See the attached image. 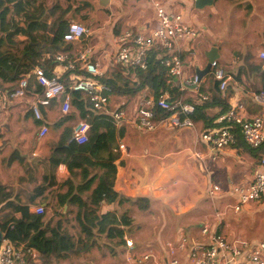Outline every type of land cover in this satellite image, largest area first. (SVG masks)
Listing matches in <instances>:
<instances>
[{
    "label": "crops",
    "instance_id": "0c3cea01",
    "mask_svg": "<svg viewBox=\"0 0 264 264\" xmlns=\"http://www.w3.org/2000/svg\"><path fill=\"white\" fill-rule=\"evenodd\" d=\"M85 1L91 6V10L86 9L87 11H84V14L88 16L84 20L87 23L92 19L91 14L95 8V0ZM184 1H187L189 5L185 6ZM184 1L177 7V11L183 13L184 20L187 23L199 31L202 30L208 33V26L203 22L204 18L200 19L199 17L206 14L210 17L211 9H208L210 6L199 9L201 11H193L195 0ZM98 5L108 6L107 8H111L112 12L115 10L116 17L113 14L107 31L98 26L99 28L94 31L93 37L89 40L84 39L87 43L81 45L92 48L93 57L91 59L100 64L104 76L109 78L117 68L111 57L115 50L113 38L128 30L133 32L148 31L156 26V20L149 0H98ZM164 5L166 9H170L167 3H164ZM213 5H215V9L212 10L213 16L217 18L216 14H218V23L227 29V49L222 50L217 46H211L204 35L198 39L196 38L189 44L190 46L185 47L182 51L184 61L183 78L192 81L195 77V71H201L206 67L205 53L215 47L218 54L216 61L227 74V84L222 96L226 97L228 108L239 105L246 117H264V104L255 100L256 94L264 92V60L259 59V53L264 51V0H214ZM149 14H151L150 17ZM80 16L82 17L81 14ZM81 45L74 44L75 48L71 51ZM189 50H194L195 57L189 56ZM202 50L203 52H200ZM180 81L179 79L176 80L178 83ZM200 85L205 93H198V90L193 86H187L181 90L180 100L190 104L187 100L195 102L199 94L209 96L208 76L201 79ZM136 97L138 100L140 96ZM133 100L134 97L132 96H124L113 92L109 98L107 108L111 110L123 103L129 108L128 114H132L136 108V103ZM5 106L4 102L0 103V219L13 217L19 220L22 216V208L19 207H25L24 205H27L26 207L42 206L45 209L44 215L46 216L47 211L51 207L52 209L55 207L57 195H62L67 190V187H59V184L69 178V171L67 170L63 179H58L56 177L57 166L53 169L48 164L49 156L56 151V148L63 147V149H67L66 144L62 146L59 144L62 132L67 128V123H62V120L57 119L54 106L49 105L50 107L42 109V122L33 119L27 104H24V102L13 104V106L4 110ZM217 111L218 108H212L207 110L206 113L208 116H212ZM42 124L48 128V131L51 126L54 127L55 138L48 145L44 143L47 135L43 139H38ZM191 124V127L183 129H175L170 125L164 128L158 127L152 132H140L127 119L118 124L116 127L122 130V137L117 138L116 146L113 148V153L117 154V159L113 162L116 166L113 190L117 192L118 199L113 204H101L99 210H96L101 211V213L114 212L118 216L125 213L133 220L134 217L130 212L127 201L133 202L136 198L142 197L148 199L150 204L152 199L145 195L148 193L153 198V193L159 194V191H163L166 186H170L163 181L169 175L170 177L173 175V179L179 177L178 180H174L175 184L182 183L185 187H195L197 191L202 182V185L206 187V193L210 184L219 185L222 193L212 199L213 203L220 197L230 198L228 193L232 186L251 181L263 152L260 150L250 151L244 144L237 143L232 148L222 150L215 162L203 164L196 160L193 154L198 152L206 155V146L200 139V135L206 129H204L201 121H191ZM119 145H123V148L120 149ZM64 152L66 151L64 150ZM182 167L187 173L186 178L179 171ZM101 172L100 168L90 169L89 177L94 174L99 175ZM45 174H52L55 184L47 188L43 197H38L35 202L29 203L28 199L31 191H33L32 189L41 184L42 177ZM72 182L76 187L79 184V179ZM95 187L96 181L81 194V198L85 202L88 201V196ZM137 192H145V194H138L135 197ZM5 194L10 197L7 201L3 199ZM119 198L124 201L120 199V202ZM208 201L211 202L209 199ZM7 202L12 203V206L3 209L2 207ZM190 203H192V208L182 209L183 215L194 214V217H191L189 221L183 222L185 230L190 226L193 227L198 221L201 211L199 197H192ZM257 205L259 204L257 203ZM248 207L246 210L243 208L245 214L248 212ZM215 210H213L214 215L210 216L211 213H209L206 217L207 220L212 219L214 224L215 222L217 224V214H222L223 209ZM67 211H69L68 214H66ZM216 212L218 213L216 214ZM76 213V206L72 204L63 208L65 217L72 216L74 218ZM56 216L60 218L59 215ZM71 224L73 223H70L69 228H71ZM182 229H178L176 232L184 234V229ZM224 229H226V226H224ZM126 232L127 230L125 234ZM197 232L195 230V235ZM124 238H126V235H124ZM36 264H39V262L37 261ZM112 264H120V262L116 260ZM121 264L124 263L121 262Z\"/></svg>",
    "mask_w": 264,
    "mask_h": 264
},
{
    "label": "built area",
    "instance_id": "2783aa9c",
    "mask_svg": "<svg viewBox=\"0 0 264 264\" xmlns=\"http://www.w3.org/2000/svg\"><path fill=\"white\" fill-rule=\"evenodd\" d=\"M156 20V26L148 31H124L113 38L115 50L112 62L114 65L129 67L131 69L145 70L150 54L156 56V60L164 68L167 84L173 79L181 80L178 83L179 90L187 86L198 89L200 82L196 76L192 81L183 78L182 51L193 42L199 34V30L184 20L183 13L176 9H166L158 0H149ZM87 27L78 22L67 24L63 41L79 45L88 37ZM189 56L195 57L194 50L188 51ZM93 50L89 46H80L73 51L59 52L53 55L56 64L54 74L46 77L42 71L36 70L34 81L41 91L37 95L28 92L29 81L23 77L17 82V87L9 93L0 91V103H5L4 110L16 103L27 104V108L33 119L42 122V109L47 108L52 101H58L59 111L67 115L72 109V93L84 95V104L88 109L101 112L112 118L117 126L129 120L140 132H152L158 127L171 126L175 129L191 127L189 115L194 111L192 104L181 101H170L165 92L159 99L153 96H140L136 108L132 114L124 109V104L109 110V98L112 90L108 84L101 81L105 77L98 62H94ZM259 59L264 60V51L259 53ZM76 70H82L84 75L75 74ZM69 73L70 82L67 86L61 77ZM211 74L219 82L218 92L222 96L227 84V74L219 66L217 61L211 64ZM34 89L30 88L32 91ZM208 99L207 95L199 94L197 101L200 103ZM27 100V101H26ZM255 100L264 104V92L255 95ZM155 108H159L169 116L157 119ZM215 123L220 125L206 129L200 135L201 141L206 146V155L195 152L194 158L201 163H213L220 152L226 148L235 146L240 134L243 144L251 150L258 151L264 143V117H246L242 113V107L232 106L218 116ZM89 125L85 120L79 121L72 128L71 138L76 145H83L88 141ZM48 133V128L42 124L39 129L38 139H43ZM122 149L123 145H119ZM67 166L60 163L57 166L56 177L63 179L67 172ZM222 193L217 184H210L207 189L209 199H215ZM234 202L231 209L239 213L241 208L252 204L261 203L264 200V154L258 160V167L250 182L234 185L228 193ZM28 212L31 215H42L45 210L42 206H30ZM219 218V215H217ZM219 221L215 226L204 225L200 229L201 240L191 241L186 236H181L172 243L165 244L166 256L157 258L152 250L142 252L135 251L131 239L124 238L122 247V260L124 264H264V241H248L246 239L228 240L218 233ZM190 243V244H189ZM39 254L34 249L24 244L11 242L8 239L0 242V264H36ZM184 259V261H183Z\"/></svg>",
    "mask_w": 264,
    "mask_h": 264
},
{
    "label": "trees",
    "instance_id": "16d2710c",
    "mask_svg": "<svg viewBox=\"0 0 264 264\" xmlns=\"http://www.w3.org/2000/svg\"><path fill=\"white\" fill-rule=\"evenodd\" d=\"M64 4V15L82 14L81 12L86 9L91 10L90 4L85 0H64ZM87 18L86 14L82 15L83 20ZM45 19L46 7L41 0H0V91L3 93L14 90L17 82L25 77L29 81L27 89L29 94H39L41 89L33 79L35 71L40 70L50 78L56 66L53 55L69 52L75 48L74 44L63 41L68 24L64 17L52 23H47ZM115 67L117 68L111 77L100 78L109 85L112 93L124 96L151 95L159 99L166 92L170 101L183 102L180 100L181 91L178 88V82L173 79L170 84L166 83L165 70L154 54H150L145 70L120 65ZM75 74L81 76L84 72L76 70ZM207 76L210 85L208 99L200 103L187 100L194 106L189 119L201 121L204 129L220 126L215 121L228 109L226 97L218 92L219 82L212 74ZM61 80L67 86L70 82L69 73L64 74ZM33 87L34 89L30 91L29 89ZM197 90L198 93H205L200 84ZM83 98L84 95L81 93H72V107L76 111V116L89 125L87 143L76 145L71 140V130L66 128L62 132L59 144L61 146L66 144L67 149L56 148L48 159V164L53 169L63 163L69 171V178L59 184V187H67V190L64 194L57 195L54 207V212L58 213L60 218L52 224L53 219L46 220L45 212L39 216L31 215L27 205H24L25 207H19L22 208V216L19 220L13 217L0 219L2 240L8 239L34 249L46 264H51L54 259H65L71 253L87 252L94 245L97 237L101 236L108 242L114 241V247H123L125 231L132 225L131 218L125 213L118 216L114 212L98 211L101 204H113L118 199L117 192L113 190L116 178V166L113 162L117 159L113 148L116 146L117 138L122 137V130L117 129L108 115L88 109ZM57 103L59 102L54 100L50 106H55ZM212 108H218V111L208 116L206 112ZM62 116H64L62 123H65L75 115L62 114ZM155 116L157 119H162L168 117L169 113L155 108ZM236 133V144H243L239 132ZM259 150L264 154V143ZM250 151L254 150L250 149ZM97 168H100L102 172L89 177L90 169ZM77 179L79 184L75 187L72 181ZM95 181L96 187L85 202L81 194ZM53 184L55 181L52 174L43 175L41 184L32 189L28 202H35L38 197H43L47 188ZM7 195L5 194L4 201L10 199ZM133 202L141 210L149 206L146 198L139 197ZM69 204L76 206L77 209L74 220L80 234L76 240H73L63 227V208ZM10 206L12 203L7 202L2 208ZM68 213L69 211L66 214Z\"/></svg>",
    "mask_w": 264,
    "mask_h": 264
},
{
    "label": "rangeland",
    "instance_id": "374dc122",
    "mask_svg": "<svg viewBox=\"0 0 264 264\" xmlns=\"http://www.w3.org/2000/svg\"><path fill=\"white\" fill-rule=\"evenodd\" d=\"M43 5L46 7V19L47 23H52L58 18L64 17L68 23L70 22H78L85 23L82 20L80 14L68 13L64 15L65 4L64 0H41ZM160 3L164 5L170 6V8H174L177 10V7L183 3L184 0H158ZM190 3V2H189ZM185 6L189 5L187 1H184ZM192 5V3H190ZM165 6V5H164ZM193 6V5H192ZM213 6L208 7L211 9L210 17L209 15H204V23L208 26V33L202 30L199 31L198 37L204 35L205 39L211 46H217L219 48L227 49V29L220 23H218L217 19H219L218 14H216L217 18L213 16L212 10L215 9ZM94 10L91 14L90 22H87L83 25H87V30L89 33L86 38L89 40L93 37L94 31L97 28L103 27V30L107 31L110 23L112 21L113 14L116 17V11L111 10V8L102 7L98 5V0L94 1ZM207 8V7H206ZM153 11V10H152ZM193 11H201L197 10L193 7ZM89 12V11H88ZM83 15L84 11L81 12ZM154 14V12H153ZM151 14H149V17ZM96 35V33H95ZM203 39V38H202ZM87 43V41L82 40L79 44ZM87 45V44H85ZM200 52H203L200 51ZM134 97V102L137 103V97ZM58 103L55 104L54 108L56 110V117L59 120H62L64 116L61 115L58 107ZM125 111L128 113L129 108L124 106ZM75 115L71 120L67 121V129L71 130L74 125H76L79 121V118L76 117L75 109H71L69 115ZM50 127V126H49ZM89 134V133H88ZM55 138L54 127H50L47 136L44 139V143L48 145L52 139ZM178 169V168H177ZM181 175L183 177H187V173L185 169L182 167L179 169ZM178 180L179 177L173 179L170 177H166L163 181L170 186H166L163 191H159L158 193H153V198L148 195H145L149 199H152L149 206L145 210H141L138 208L137 204L134 202L128 201L129 209L134 218H132L133 225L130 228H127L126 238L131 239L135 246V251H145L152 250L155 254H157L158 259H162L166 256L165 253V244L176 242V240L181 236V232H176L178 229H182L184 231V236H186L191 241H196L201 239V235L199 234L200 229L204 225L215 226L214 221L212 219L207 220V214L214 215L213 210L217 211L223 209L222 214L219 215L217 221H219L218 229H220L221 235H226L228 239H246V240H255V241H264V201L257 204L249 205L247 209V213L245 214L243 211V207L239 213H234L231 209V203L234 202L233 198L223 197L220 199L217 198L215 203L210 197L206 195V187L200 183L199 190L197 191L195 187L184 186L182 183L175 184L174 180ZM174 183V184H173ZM145 192H137L138 194H142ZM199 197L201 202V211L199 214L198 221L193 225V227H189L185 230L183 222L186 220H190L191 217H194L193 213H189L186 215L182 214V209L192 208L191 199L192 197ZM206 196V197H205ZM205 199H204V198ZM202 199V200H201ZM208 199L211 201L209 202ZM219 199V200H218ZM130 202V203H129ZM231 202V203H230ZM203 204V206H202ZM213 204H215L213 206ZM196 206V205H194ZM247 205L244 207L246 210ZM52 210V211H51ZM58 215L54 212V208L52 207L46 213V220L53 219L52 224L59 218ZM204 217V218H203ZM131 218V217H130ZM216 218V215H215ZM226 218V219H225ZM71 217H63V227L66 233L73 238V240L78 239L80 231L78 226L76 225V221ZM74 221V222H73ZM71 224V228H69ZM226 226V229H224ZM195 230L198 231L195 235ZM200 238V239H199ZM114 241L108 242L104 237H97L94 242V245L85 253H71L65 259H54L51 264H112L116 260L123 262L121 258V249L122 247H114ZM190 244V243H189ZM175 245V244H174ZM184 261V259H183ZM39 264H46L40 258L38 259Z\"/></svg>",
    "mask_w": 264,
    "mask_h": 264
},
{
    "label": "water",
    "instance_id": "95a60500",
    "mask_svg": "<svg viewBox=\"0 0 264 264\" xmlns=\"http://www.w3.org/2000/svg\"><path fill=\"white\" fill-rule=\"evenodd\" d=\"M214 0H195L194 1V8L195 9H203L206 6H212ZM205 58L207 60L206 67L201 70L195 71V76L197 78V81L200 82L201 79L209 74H211V64L217 60L218 54L217 49L215 47H212L209 51L205 53ZM0 242H1V234H0Z\"/></svg>",
    "mask_w": 264,
    "mask_h": 264
}]
</instances>
